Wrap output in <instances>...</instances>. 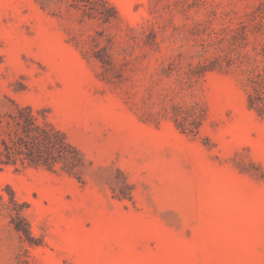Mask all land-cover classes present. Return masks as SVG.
<instances>
[{
  "label": "rangeland",
  "instance_id": "rangeland-1",
  "mask_svg": "<svg viewBox=\"0 0 264 264\" xmlns=\"http://www.w3.org/2000/svg\"><path fill=\"white\" fill-rule=\"evenodd\" d=\"M264 0H0V121L76 174L0 164V264H264Z\"/></svg>",
  "mask_w": 264,
  "mask_h": 264
},
{
  "label": "trees",
  "instance_id": "trees-1",
  "mask_svg": "<svg viewBox=\"0 0 264 264\" xmlns=\"http://www.w3.org/2000/svg\"><path fill=\"white\" fill-rule=\"evenodd\" d=\"M249 107L257 112L264 107L249 98ZM0 121V164L42 166L56 171V166L68 174H76L78 151L45 117L38 122L29 105L14 102V111Z\"/></svg>",
  "mask_w": 264,
  "mask_h": 264
}]
</instances>
